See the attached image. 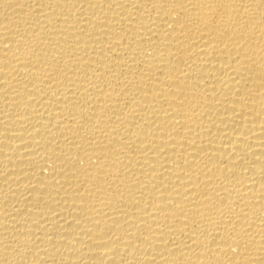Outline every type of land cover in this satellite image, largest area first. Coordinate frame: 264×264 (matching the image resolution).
Returning <instances> with one entry per match:
<instances>
[{
    "label": "bare ground",
    "instance_id": "6f19581e",
    "mask_svg": "<svg viewBox=\"0 0 264 264\" xmlns=\"http://www.w3.org/2000/svg\"><path fill=\"white\" fill-rule=\"evenodd\" d=\"M0 264H264V0H0Z\"/></svg>",
    "mask_w": 264,
    "mask_h": 264
}]
</instances>
